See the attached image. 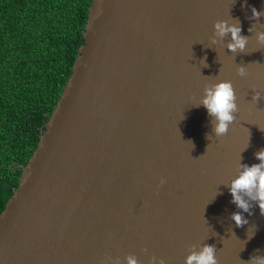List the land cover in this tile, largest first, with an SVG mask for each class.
Instances as JSON below:
<instances>
[{
  "label": "water",
  "instance_id": "95a60500",
  "mask_svg": "<svg viewBox=\"0 0 264 264\" xmlns=\"http://www.w3.org/2000/svg\"><path fill=\"white\" fill-rule=\"evenodd\" d=\"M252 7L264 0H91L71 73L0 211V264H126L130 253L185 264L193 243L214 244L219 264L264 255L259 206L236 227L225 186L264 148V99L252 100L264 96V15L249 19ZM232 17L245 53L226 47L230 33L210 39ZM218 80L239 106L219 138L195 106Z\"/></svg>",
  "mask_w": 264,
  "mask_h": 264
},
{
  "label": "trees",
  "instance_id": "16d2710c",
  "mask_svg": "<svg viewBox=\"0 0 264 264\" xmlns=\"http://www.w3.org/2000/svg\"><path fill=\"white\" fill-rule=\"evenodd\" d=\"M91 0H0V211L83 43Z\"/></svg>",
  "mask_w": 264,
  "mask_h": 264
},
{
  "label": "clouds",
  "instance_id": "9594fccd",
  "mask_svg": "<svg viewBox=\"0 0 264 264\" xmlns=\"http://www.w3.org/2000/svg\"><path fill=\"white\" fill-rule=\"evenodd\" d=\"M262 15H264V12L252 7L251 17L249 19L256 21ZM232 20L235 22L230 23L228 20L215 21L213 25L214 31L210 39L213 44L218 42L223 43L225 37L230 33L231 39L226 43V47L232 53H245L244 50L248 44V36L241 34L242 27L239 19L232 17ZM248 31L250 33L252 32V25ZM256 40L260 44H264V31H257ZM202 60L204 61L205 67H208L206 57ZM237 74L241 77L247 75L245 65L238 66ZM260 99H264V96H262L260 91L254 90L252 100L258 102ZM201 105L206 108L211 118V133H214L217 138L226 136L229 132L230 125L237 119L235 114L239 112L237 95L232 82L230 80H218L214 83H206L203 88V96L201 97L200 103L195 106L199 107ZM209 134H206L208 140ZM192 145L194 147L193 143ZM254 155L259 163H253L251 165L241 163L242 157H240L237 174L225 185L231 193V202L240 209V211H235L230 214V219L235 222L236 227H243L249 223L243 213L252 215L254 206L258 205L261 215H264V148L254 153ZM164 183L165 180L161 178L158 187ZM141 251L147 252V248H143ZM216 253L217 248L214 244H189L185 264H219ZM125 261L126 264H141V261L137 259L135 254L131 253L125 257ZM109 262L111 264H120V259L119 257L113 259L111 256H108L101 261V264H109ZM149 264H166V261L163 257L151 255L149 257ZM245 264H264V255L253 254Z\"/></svg>",
  "mask_w": 264,
  "mask_h": 264
}]
</instances>
